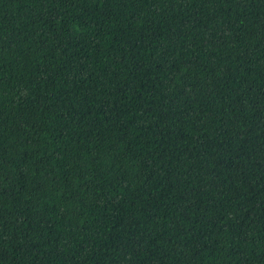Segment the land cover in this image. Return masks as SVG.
Here are the masks:
<instances>
[{"label":"trees","instance_id":"trees-1","mask_svg":"<svg viewBox=\"0 0 264 264\" xmlns=\"http://www.w3.org/2000/svg\"><path fill=\"white\" fill-rule=\"evenodd\" d=\"M0 264H264V0H0Z\"/></svg>","mask_w":264,"mask_h":264}]
</instances>
